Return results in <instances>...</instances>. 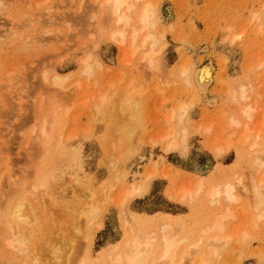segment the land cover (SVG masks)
Returning a JSON list of instances; mask_svg holds the SVG:
<instances>
[{
    "label": "bare ground",
    "instance_id": "1",
    "mask_svg": "<svg viewBox=\"0 0 264 264\" xmlns=\"http://www.w3.org/2000/svg\"><path fill=\"white\" fill-rule=\"evenodd\" d=\"M51 1L28 2L30 16L24 15L27 18L23 16L19 25L13 21L17 26L7 19L2 37L18 40L24 24L28 27L31 24L33 33L23 36L20 45L39 48L49 45L51 33L42 29V25L54 23L55 18L49 15L50 11L40 13L48 15L46 19L34 16ZM66 3L67 17L81 23L79 32L84 40L79 33V37L75 35L78 39L66 36L57 39L59 46L62 40L68 44L71 40L81 42L85 54L77 61V69L67 73L30 69L31 73L39 71L31 80L10 69L0 85V116L7 115L3 127L0 126V144L4 145L0 147V246L6 252L19 254L20 264H210L219 249L232 239L238 238L236 242L244 246L250 241L251 232L264 223V115L254 124L261 108L262 90L258 91L252 82L264 76V52L255 55L251 63L244 62L245 70L235 77L227 75L224 56L218 76H214L212 65L196 67L189 57L175 62V70L169 72L161 56L166 30L161 25L158 0H66ZM4 9L5 4L0 0L2 18L7 17ZM263 13L264 2L259 11L250 14L255 25L251 31L254 36L264 32ZM64 23L70 25L68 21ZM235 30L227 25L223 39L232 43L246 38L247 29ZM101 41L118 48L117 62L122 68H106L96 56ZM62 47L67 49L66 45ZM111 58L109 63L113 64ZM106 69L115 71V76L117 71L119 74L114 78L107 75L111 72L107 70V79L102 84ZM212 83L217 85L215 88L223 100L219 117L195 126V132L204 138L205 148L216 160L209 174L166 166L162 156L151 155L141 172V181L127 183V173L118 170L117 164L134 157L144 143L151 148L160 146L164 154L179 151L186 155L192 129L190 109L201 94L204 97ZM172 84L182 90L185 99L175 101L168 109L164 133L158 134V129L157 134L147 136L148 96L155 92L165 94ZM262 103L264 114V99ZM83 114L88 121L76 128V121ZM98 118L106 121L110 174L97 190L81 193L85 201L82 208L58 209L59 204L50 197V183L69 169L74 170L78 148L71 143L78 132L88 136ZM15 136L23 138V148H18L15 155L18 158L11 155ZM4 137L8 139L2 140ZM231 149L235 159L230 165L221 164L220 160ZM161 176L169 182L165 194L168 199L188 208L185 216L131 210L130 202L142 196L153 178ZM179 180V184L183 180L187 184L175 189ZM74 183L80 193L85 185L77 178ZM115 188H119L117 197L111 196ZM109 203L120 213L121 233L92 258L91 236L101 227V214ZM47 217L53 222L49 235L35 244L34 231ZM239 220L242 225L232 224Z\"/></svg>",
    "mask_w": 264,
    "mask_h": 264
},
{
    "label": "rangeland",
    "instance_id": "2",
    "mask_svg": "<svg viewBox=\"0 0 264 264\" xmlns=\"http://www.w3.org/2000/svg\"><path fill=\"white\" fill-rule=\"evenodd\" d=\"M2 1L5 4L4 14L8 18L4 17V19L0 17V85L4 83L2 78L10 69H13L18 75H26L29 80H31V77L36 73H39V71L31 73L30 69L45 68L51 72L58 73H67L77 69V61L85 54V48H82V45L79 44L81 42L76 43L78 40H74L76 42L71 40L68 44L66 42L64 43L62 40L60 41V46L58 43L60 37L66 36L68 38L72 37L73 39H78V37L82 35L81 32H79V30L81 31L82 25L78 19L70 20L71 17H67L69 7L66 0H52L47 6L38 9L39 12L34 16H39L40 19H46L48 15L45 14L42 16L40 13L50 11L49 15L52 14V19L55 18L54 23H56V25L47 22L42 25V29L49 30L51 33L49 45L42 48L30 44H26L25 46L20 45V42L24 39L23 36H28L33 33V25L31 24L29 27L24 24L23 31L19 34L20 37L18 40L11 41L10 39L8 40V38L2 37V34L5 32V24L8 26L7 19H12V24L14 22L17 25L21 24L24 20L23 16H30L31 14L27 9L28 2H35L37 0H20L23 2V5H21L18 0ZM263 2L264 0H158L161 25L166 30L164 34L165 47L161 56L166 64L167 70L169 72L175 70L173 67L175 62L180 61L184 57H189L196 67L209 64L212 65L214 67V76H218L220 72L219 63L222 61L221 59H223L222 56H224V59H227L224 61L227 75L229 77L239 75L245 70V67H243L245 64L244 62L251 63L252 60L255 59V55H261L264 52V32L259 36H254L251 31H254L255 25L250 21L251 12L259 11V7ZM168 14L171 15V18L167 17ZM262 15L264 21V13ZM18 18L20 20H18ZM24 18L27 17L24 16ZM67 21L71 26L68 23H64ZM11 23L9 25H11ZM15 23L14 25H16ZM68 25L70 27H68ZM227 25H232L234 30L236 29L235 31L247 29L245 30L246 38L234 40L232 43L228 39H223L226 37ZM82 36L84 37V35ZM82 36L80 39L84 40ZM64 45H66L67 49L62 47ZM245 47L247 49L246 51ZM57 48L58 50H56ZM118 51V48L114 46V44L108 41H101L96 50V56L102 60V63L107 66L106 68L111 67L113 70H116V68L120 66V68L123 67V65H119V61L117 62L116 54L119 53ZM247 51L248 53L245 55ZM56 53L58 54L55 55ZM110 57L115 61L113 64L109 63ZM107 70L108 69L104 72L103 77H101L102 84L106 81L107 75L111 76L112 74L113 76L111 77L115 76V71L112 69L108 70L111 72L107 74L109 73ZM116 73V76H118L119 71ZM260 77L256 80H252L253 83L255 82L256 89L260 92L262 90V97L259 102L261 108L258 110L261 112L259 113L257 111L258 113H256L254 118V124L256 125L264 115L262 113V100L264 99V82L262 81H264V76L263 78L261 77V79ZM258 82H261V85L258 84ZM147 84L149 86L153 85L149 82H147ZM256 84H258V86H256ZM171 86H168L169 90L165 89V94H156L155 92L148 96L146 107L148 122V124H146L147 136H149L150 133L154 135L157 134L158 129H160L158 134L165 132L163 130L167 126L165 118L169 113L168 109L172 107V103L182 100L185 97V95L181 94L182 90L175 89V85ZM212 87L213 90H211ZM215 87H217V85L212 83L206 94H204V97H201L203 95L201 94L200 100L190 109V124L192 129L188 134V149L186 155L179 154V151L164 154L160 146L151 148L150 145L144 143L143 149L138 151L134 157L117 164L118 170L127 173V183H139L141 181V172L144 166L149 162V157L151 155L153 158L162 156L166 166L170 164L184 171H194L201 175L209 174L212 167L216 165V160L213 159L211 153L205 148L204 138L200 133L198 134V132H195V126H197L198 123L199 125L201 123L206 124L209 121H213V119L214 121L218 119L220 105L222 106L223 100H220L222 99L220 98V91ZM172 88L173 90L175 89V95L172 93ZM167 95H169V97ZM171 96H173V98H171ZM164 98H171V101L162 103L161 101L164 100ZM6 118L7 115L6 117L0 116L1 127H3L2 121L4 122ZM78 119L76 121V123L78 122L76 128L83 126L88 121V117L84 114L80 115ZM216 127L217 126H215L214 129L219 130V127ZM241 130L242 129L239 131ZM240 134L238 136L239 138L242 136V133ZM17 136H19V134ZM17 136L13 138L16 140H13L12 143V152L14 151L15 153L11 152V155H14L12 158H18L16 157L18 150L23 148V138L20 139L21 136ZM5 139L8 138L4 137L2 140ZM18 141H20V144ZM1 144L4 146L2 142ZM1 144L0 147H2ZM109 144V135L106 133V121L101 118H98V120L94 122L93 128L88 136L78 132V136L71 143L72 146L78 148V150L75 149L77 151V162L74 170L72 171L69 169L50 183V197L55 199L59 204V207H57L58 209L72 207V209L76 211L79 210L85 205L81 193L83 192L84 194L87 189L97 190L102 180L109 176L110 171L106 158V150L109 148ZM234 159L235 153L233 149H231L220 162L223 165H230ZM21 166L22 163L18 167L20 168ZM18 167L16 166L15 169ZM75 178L79 179L82 185H85L80 193L76 189L74 183ZM184 182L186 181L183 180V182L179 184V180L178 183L175 184V189L178 186H182V183L185 184ZM168 187L169 182L166 178L162 176L153 178L148 183L142 196L135 197L130 202L131 210L136 211V213L144 214L168 213L171 215L185 216L189 212L188 208L168 199L167 195H165L166 188L168 189ZM111 196H119V188H115ZM44 199L46 198L44 197ZM48 199L46 200L50 202V198ZM238 211L241 212L240 209H237L236 212ZM239 214V216H241V213ZM240 220L233 221L232 224L234 226H239V224H241ZM100 222L101 227L95 229L91 236V249L89 254L92 258L97 255V251L100 248L108 245V242L117 240L120 236V213L113 203H109L105 206V210L101 214ZM236 222H238V225ZM241 222L243 223V220H241ZM52 223L51 218L47 217L45 223L36 228L34 231L35 244L41 243L47 238ZM251 226L252 225H250V230ZM237 240L238 238L235 240L232 239L227 245L222 246L217 256L210 264H264V223H259L257 229L251 232V239L249 242L244 243V246L239 245L238 242H236ZM20 262L19 254L13 251L6 252L4 248L0 246V264H20Z\"/></svg>",
    "mask_w": 264,
    "mask_h": 264
}]
</instances>
